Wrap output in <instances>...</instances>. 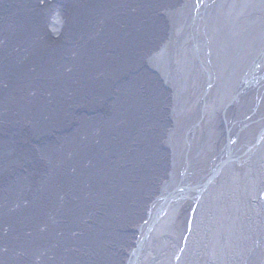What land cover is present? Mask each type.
Segmentation results:
<instances>
[{"label":"bare ground","instance_id":"6f19581e","mask_svg":"<svg viewBox=\"0 0 264 264\" xmlns=\"http://www.w3.org/2000/svg\"><path fill=\"white\" fill-rule=\"evenodd\" d=\"M179 3L161 11L167 24L161 73L172 71L176 101L171 121L174 141L181 139L170 145L171 152H155L149 159L141 155L132 173L124 162L114 165L94 189L89 178L78 182L77 189L61 186V173L53 169L49 184L33 200H45L52 183L64 189L58 192L64 211L51 213L47 223L55 222L49 230L56 227L62 243L56 244L61 255L51 264H264V110L251 116L264 109V0ZM97 65L93 59L87 68L98 70ZM72 105L75 110L87 104L75 97ZM65 120L59 124L53 119L52 133L64 135ZM231 122L243 126L233 128ZM246 125L245 134L236 138ZM229 126L233 129L226 133ZM83 127L77 133L88 143L79 145L78 134L72 133L47 139L55 149L61 147L63 156L71 152L78 163L82 160L77 169L95 166L88 149L101 139L97 130ZM232 143L235 149L224 158L223 148ZM38 150L45 154L44 147ZM49 152H54L50 146ZM39 172L37 162L21 167L26 176ZM32 182L31 177L28 185ZM35 207L13 196L0 203L6 212L0 217V228L6 229L0 234V264H43L45 246L34 245L39 213L26 220ZM7 210L29 213L13 220Z\"/></svg>","mask_w":264,"mask_h":264},{"label":"water","instance_id":"95a60500","mask_svg":"<svg viewBox=\"0 0 264 264\" xmlns=\"http://www.w3.org/2000/svg\"><path fill=\"white\" fill-rule=\"evenodd\" d=\"M180 1L0 0V203L13 196L31 208L41 205L35 231L38 243L45 246L43 264L61 255L56 245H62L61 235L56 227L54 235L49 233L55 222L47 223L51 213L64 211L58 196L64 189L52 183L46 199L33 202L49 184L53 169L61 173V186L77 189L78 182L89 178L94 189L100 185L97 179H108L114 165L124 162L132 173L141 155L149 159L155 152H171L170 145L181 139L174 141L177 134L171 121L176 101L170 88L172 71L161 73L167 30L161 11L178 8ZM93 59L98 70L87 68ZM104 79L105 87L100 85ZM75 97L87 105L74 110ZM53 119L59 124L66 119L64 135L52 133ZM79 126L101 134L99 142L88 149L87 158H93L95 166L79 168L88 177L77 172L82 160L78 163L71 152L63 156L61 147L47 144V139L56 141L71 133L78 134L79 145L88 143L77 133ZM38 144L44 147V155ZM49 146L54 152H49ZM57 153L60 156L55 159ZM32 162H37L41 172L22 174L21 167ZM7 212L13 220L29 213ZM93 212L88 209L86 213ZM5 214L1 208L0 217ZM5 231L0 228L1 235ZM75 233L68 238L72 240Z\"/></svg>","mask_w":264,"mask_h":264},{"label":"rangeland","instance_id":"374dc122","mask_svg":"<svg viewBox=\"0 0 264 264\" xmlns=\"http://www.w3.org/2000/svg\"><path fill=\"white\" fill-rule=\"evenodd\" d=\"M171 88V87H170ZM262 110H264V109H261V110H256L251 116L254 118V116L253 115H256L257 113H259L260 111H262ZM251 116L250 117H246V118H244V121L243 122H247L248 123V121L251 119ZM232 123V122H231ZM232 125H236V126H234L233 128H236V127H238L239 125H241V126H243V123L242 122H233L230 126H232ZM229 126V128H227V130H226V133H228L231 129H233L232 127H230ZM228 127V126H227ZM249 128V127H248ZM247 125L245 126V128H244V130H242V133H241V135H239V136H237L236 138H239V137H242L244 134H245V132L247 131ZM241 132V131H240ZM225 133V134H226ZM93 136V135H92ZM91 144V142L89 143V146H91L90 145ZM230 149V151H232L233 149H235V143H232L227 149L224 147L223 148V156H224V158H226V156H227V151ZM216 154L217 153H215V156H216ZM217 159V158H216ZM213 161H215L214 159H213ZM181 164V163H180ZM180 164H178V166L180 165ZM173 169V168H172ZM203 175L205 176L206 175V173H203ZM187 175H182V177H186ZM183 179H186V178H183ZM187 179H189V178H187ZM195 179V178H194ZM200 179H202V178H200ZM60 183H62V181L60 182ZM87 185V184H86ZM177 187V186H176ZM55 187H53V189H54ZM52 189V190H53ZM188 189V188H187ZM38 208H34V210H33V213L30 215V216H28V217H26V220L29 218V217H31V219L33 218H36V216L38 215ZM53 219H55L54 217H53ZM4 223V222H3ZM5 223H9V222H5ZM22 224L24 223V222H21ZM20 223V224H21ZM62 222H60V225H62L61 224ZM49 233H51V230H49ZM52 235H54V233H51ZM38 240H39V237L36 239V242L34 243V245H38V244H40V243H38ZM61 240V239H60ZM32 246L31 248H34L35 246ZM36 245V246H37Z\"/></svg>","mask_w":264,"mask_h":264}]
</instances>
